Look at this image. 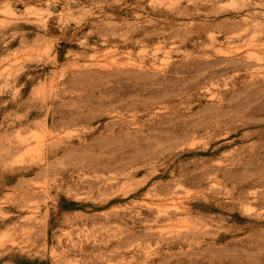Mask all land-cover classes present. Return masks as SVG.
Returning <instances> with one entry per match:
<instances>
[{
	"label": "rangeland",
	"instance_id": "rangeland-1",
	"mask_svg": "<svg viewBox=\"0 0 264 264\" xmlns=\"http://www.w3.org/2000/svg\"><path fill=\"white\" fill-rule=\"evenodd\" d=\"M0 264H264V0H0Z\"/></svg>",
	"mask_w": 264,
	"mask_h": 264
},
{
	"label": "trees",
	"instance_id": "trees-1",
	"mask_svg": "<svg viewBox=\"0 0 264 264\" xmlns=\"http://www.w3.org/2000/svg\"><path fill=\"white\" fill-rule=\"evenodd\" d=\"M71 205H73V204H71Z\"/></svg>",
	"mask_w": 264,
	"mask_h": 264
}]
</instances>
